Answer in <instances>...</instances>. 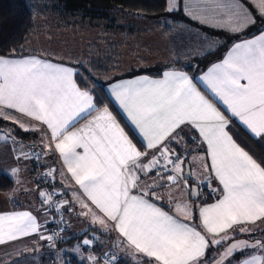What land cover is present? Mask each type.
<instances>
[{
  "label": "snow or ice",
  "instance_id": "snow-or-ice-1",
  "mask_svg": "<svg viewBox=\"0 0 264 264\" xmlns=\"http://www.w3.org/2000/svg\"><path fill=\"white\" fill-rule=\"evenodd\" d=\"M167 3L169 12L181 6L180 0ZM249 3L251 9L241 0H185L183 10L202 24L240 34L258 19L264 24V0ZM78 76L83 79L76 68L38 56L0 55V117L12 119L5 111L11 109L47 126L54 148L46 142L45 150L59 154L75 184L115 222L127 246L154 258L155 264H232L237 253L264 250V239H234L237 226L240 232H250L246 224L264 221V162H258L229 132L233 117L264 142V30L234 43L221 62L195 78L171 69L159 79L141 76L111 84L108 94L140 137L143 150L108 107L97 106L94 89H82L77 84ZM217 102L230 116L217 107ZM82 120L87 123L76 127ZM16 123L24 131L30 130L25 123ZM184 127L195 130L206 145L208 162L203 164V178L185 172L184 157L169 147L179 144ZM31 130H36L35 126ZM150 151L154 154L149 157ZM42 155L21 152V158L40 159ZM18 171L13 169V175ZM55 172L53 168L44 175L55 183ZM149 173L164 183H143L141 177ZM194 177L198 187L190 189L193 198L202 195L199 186L211 187L213 180L221 187H211V191L219 192L220 198L195 206L188 201L177 203L174 208L178 215L154 202L163 199L158 189L165 184L182 182L189 189L188 179ZM63 194L55 188L39 193L42 203L51 204V210L57 212L69 203L54 201ZM72 195L87 210L84 215L91 212L78 193ZM171 202L169 195L167 203ZM194 212L198 224L185 222ZM92 218L107 229L106 221L95 212ZM40 228L30 211L0 214V245L37 234ZM40 239L53 241L54 236L41 234ZM82 243L91 246L93 240ZM220 247L223 251L217 257L214 253ZM109 259L115 264L114 257ZM239 264H264V254L242 258Z\"/></svg>",
  "mask_w": 264,
  "mask_h": 264
},
{
  "label": "crops",
  "instance_id": "crops-1",
  "mask_svg": "<svg viewBox=\"0 0 264 264\" xmlns=\"http://www.w3.org/2000/svg\"><path fill=\"white\" fill-rule=\"evenodd\" d=\"M241 2L251 9V4L249 3V0H241ZM184 3H185V0H180V5H181L180 8L182 10H183ZM167 6H168V3H167ZM188 17L191 18L190 16ZM193 20L197 21L195 19ZM202 25L212 28L215 31L232 34L220 28H213L206 24H202ZM260 32H258L255 35H251V36H239L231 40L229 45L223 50V53L219 55L218 57L213 58L210 62H208L206 65V68L202 70L201 72L194 73V74L189 73L186 70H184L180 65H178L177 64L178 62L165 63L167 67L165 68L164 71L171 70V69L182 70V71L187 72L189 76H192L193 78H195L198 75H202L206 73L208 68L211 67L214 63L221 62L225 58L227 53L230 51L234 43L239 42L242 39H251L254 36L260 34ZM143 34L145 35L147 33L144 32L143 30ZM139 40L141 41L142 37ZM29 50L31 51L38 50L39 53L29 52L25 55H16L12 57L20 58V57H27V56H38L52 63L62 64L64 66H70V67L75 68L72 65V63H74L73 61L51 57L36 48H31ZM142 61L145 65L149 64V62L146 59ZM158 61L159 62L157 64H162L161 60H158ZM162 75L163 74H161L160 76H152V75L141 74V75H136L133 77L118 78L114 80L113 82L108 83L105 89L107 91L108 87L115 82L135 79L141 76H148L153 79H159V78H162ZM194 82L197 83V87L202 92H204L205 95H207L205 93L206 89L204 88V86L198 81H196L195 79H194ZM202 87L205 91L201 89ZM209 95L211 97L210 93ZM112 100L114 101L113 98ZM217 104L219 103L217 102ZM219 105L223 108V110L221 109L220 110L223 111L226 116H230V114L225 110L224 106H222L221 104ZM103 107H106V106H103ZM5 111L12 117V119H4L3 117H0V119H2L3 121L8 122V126L6 125L4 127V125H0V136L5 137V139L0 140V174H4L8 176L10 179H12L14 182V186L6 190L0 189V214L19 212V211H30L34 216H36L38 223L39 221L41 222L40 224L41 228H40V232L37 234H32L26 237L19 238L15 241L0 245V264H52V263L54 264H72V263L74 264H95V261L89 259V257H92V256H90V254L86 252L85 245H83L82 241L84 239H93L95 240V244L98 245L100 243L99 239L101 240L102 236L105 235V237H107V241H106L104 248H106L109 245V238L113 234L115 235L116 240H115V243L112 244L111 248L113 249V253L117 257V260L120 264H155L154 258H149V257L144 256L141 253H136L133 248L126 245L123 238L120 236L118 231L115 229V222L110 221L100 209H98L94 204H92L91 201H89L88 198L82 193L79 186L75 184V181L72 179L71 175L67 173L66 167L64 166L59 154L54 150L53 151L45 150L44 144L46 142L53 144V148H54V142H52L51 140L50 130L47 129V126L41 122L35 121L32 118L27 117L26 115L22 113L16 112L15 110L6 109ZM230 119L236 120L249 133V131L236 118L230 117ZM12 120H18L20 122L25 123V125L30 128V130L27 132L34 133L33 137L29 140H25V139L23 140L21 138L20 132L14 133L10 127V124H11L10 121ZM84 123H87V121L82 120L79 124L76 125V127H81ZM17 126L19 127V125ZM32 126H35L36 130H31ZM183 130L184 132L192 133V135H194L192 144L187 145V146L193 147L191 150L195 149L191 153V155H194V154L197 156L201 155L202 157L205 158L203 160L204 163H207L208 160H207V153H206V145L201 143V140L198 137V133L195 130L191 129L190 127H184ZM19 131H24V130L19 127ZM229 132L233 136V138L237 141V143H239L242 147L245 148V150H247L246 148L247 140L244 137H241L239 135L237 138L230 129H229ZM184 144H185L184 136H180L179 144L171 143L169 144V147L173 149L177 154H179L181 153V150L179 151L178 149H183V146H185ZM175 147H178V148H175ZM36 151L39 153H43L42 155L43 163L39 164L43 170V173L53 168L56 169V172H55V175L57 177L56 184L58 185V186L55 185L56 187L53 186V184L47 185L45 188L40 189V192L42 191L51 192L53 188L58 189L60 191H64L63 197L60 196V198L61 200H67L69 202L68 205L64 207V214H65L66 219L68 220L69 227H68V230L64 233L63 237L61 238V241L55 247H52L49 244V241L40 239L41 234L45 236L49 235V231L46 228L47 225L45 227L43 226L46 222L48 223V221L51 220L54 215L53 210H51V204H47V205L43 204L41 199L39 198L37 207H35L32 203H28V205L25 204V206H23L21 203L17 202V198H13L12 196L9 195V193H11V191H13L16 186V181L13 178L14 176H13L12 170L18 169L19 171L17 173L24 174L25 177H27L28 172L32 173L35 170V166H37L39 160L41 159V158L36 159L33 156L32 158H21V152H24L27 154H33ZM153 154L154 152L150 151L149 157ZM180 155L184 157L182 153ZM52 158L54 162L52 161ZM185 158H188V161L190 162L191 172L194 173L196 177L203 178V175H204L203 172L201 173V176L200 174L199 175L196 174L195 172L196 162H194V160L192 159V156L190 155L189 157L188 156L184 157V164H183L184 170H185ZM197 161H199V157L197 158ZM62 172H63V175H61ZM31 177H32V174H31ZM147 178L151 182H153L154 180L157 181L156 177L152 173H149L147 177H141L142 182L146 184ZM194 180H195V177L192 180L188 179L189 189H185L183 186V183L181 182L180 191L178 193L179 197H181V200H182L181 203L188 201V202H192L194 206L202 205V204H196L195 199H193L192 196L190 195V189L192 188V185L196 184ZM39 184H42V183L40 182ZM34 185L35 183L32 180L31 186H34ZM167 185L168 184H165L164 187L158 189V192L163 193V198H166V199H167L169 191L172 193L176 192L175 191L176 189L174 187H171V189L170 188L167 189ZM211 187H221V186L218 185V182L213 180ZM73 192L78 193L80 197L86 203L89 204V208L91 209V212H89V215L87 217L88 219H90V221H88L87 218H86V221L80 220L81 217L77 213V209L82 208V207H80L79 204L75 202L74 197L72 195ZM220 195L221 194L219 193V196L217 199L220 198ZM175 198L177 199V197ZM216 200L210 203H206V204L214 203L216 202ZM154 202H157L160 206L164 207L165 211L171 210V214L178 215V213H176L174 208L167 205L165 201L160 200V201H154ZM92 212H95L98 217L106 221V224L108 225L107 229L103 228L104 226L100 225L98 221L93 222ZM40 215H45V216H43V219H40ZM181 219H184V218L181 216ZM185 222L193 223V217L189 220H186ZM84 226H87V227H84ZM245 227L254 231V230H257L259 227L260 228L264 227V221H257L254 224L249 223V224H246ZM238 229H239V226L236 227V230L234 232L236 234V235L234 234V239L235 240H249L247 239V234L249 232H240ZM88 230H89V233L82 237V234ZM28 253L29 255L27 256ZM262 253L264 254V251H252L251 250V251H248L247 254L243 256L242 258H246L250 255L262 254ZM143 259H147V261L149 262H146ZM234 264H239V260L235 262Z\"/></svg>",
  "mask_w": 264,
  "mask_h": 264
},
{
  "label": "trees",
  "instance_id": "trees-1",
  "mask_svg": "<svg viewBox=\"0 0 264 264\" xmlns=\"http://www.w3.org/2000/svg\"><path fill=\"white\" fill-rule=\"evenodd\" d=\"M40 6L53 7L58 11H82L84 12V15L86 17L91 16L96 18H103L105 17V15L113 14L120 16L121 11H126L132 14H139L157 18L158 21H156L155 24L165 34L174 33L177 29L186 24H193L207 31L213 36H224L225 38H228L226 44L224 46H220L214 52H211L197 60L177 63L184 70L192 74L204 70L207 63L210 62L213 58L221 55L223 53V50L234 38H237L239 36L255 35L264 29V24L260 23L258 19L256 25L240 34H227L220 31H215L214 29L204 26L199 22L189 18L181 8L173 12L167 11V0H0V55L16 56L25 55L29 52L39 53L38 50H29L28 45L41 29V25H39L37 23V20L35 19V9ZM160 18H162L163 20H159ZM113 22V25L110 26V39L102 44H91L89 52L84 57V60L79 63H72V65L80 72L81 76L83 77V79H81L79 76L76 78L77 84L82 89H94L93 95L95 97L97 106L108 107L113 115L116 116L121 126L128 133L129 137L133 140L134 143L137 144V147L143 150V146L141 144L139 136L135 133L118 106L108 95L105 87L108 83L113 82L118 78L133 77L141 74L160 76L161 74H163L167 65L157 64L153 67H148V65H146L144 68L138 70L123 71V49L126 40L128 41L129 39L128 30L130 31L132 29L130 28V26L126 29H123L118 23H116L118 21L114 20ZM113 26L115 28L120 27L119 30H121V32L116 34L114 31H112V29H114ZM201 89H203V87ZM205 93L210 97L208 92L205 91ZM217 105L221 110H223V108L219 104ZM229 129L237 138L238 135L244 137L247 140L246 148L250 152V154L253 155V157H255L259 162H264L263 142L252 137L234 119H231V125ZM19 132L23 140H29L34 135V133L32 132ZM181 136H184V145L192 144L194 136L192 135V133H187L183 130L181 132ZM178 150L180 151L181 149ZM194 150L195 149L191 150L190 152H193ZM52 161L54 162L53 158ZM186 161H188V158H185V162ZM56 182L57 179H55V183H52L53 186H58ZM13 186L14 182L12 179L4 174H0V189L6 190L10 189ZM200 188L202 191V195L195 200L196 204H206L213 202L219 196L218 192L214 193L211 191V187H204L203 185H201ZM62 192L64 193V191ZM193 223L198 224V216L195 212L193 216ZM88 233L89 230L84 232L82 234V237L87 235ZM101 240L99 239L100 243L98 245H95V248L98 251L104 248L107 237L103 235ZM247 252L248 250H245L242 253H237L232 263L240 260L247 254ZM143 260L149 262L147 261V259Z\"/></svg>",
  "mask_w": 264,
  "mask_h": 264
},
{
  "label": "rangeland",
  "instance_id": "rangeland-1",
  "mask_svg": "<svg viewBox=\"0 0 264 264\" xmlns=\"http://www.w3.org/2000/svg\"><path fill=\"white\" fill-rule=\"evenodd\" d=\"M35 19L37 23L41 25V29L28 45V49L36 48L51 57L70 60L74 63H79L84 60V57L89 52L91 44H102L110 39V26L113 25L114 20L118 21L116 23L123 29L130 26L132 30H128L129 39L128 41L126 40L123 49V71L144 68L146 65L142 60L145 59L149 62L148 67L157 65L159 62L158 60H161L162 64L197 60L216 51L220 46H224L228 40V38H224V36H213L193 24H186L177 29L174 33L165 34L155 26V22L158 21L157 18L132 14L126 11H121L120 16L113 14L105 15L103 18H96L91 16L86 17L82 11H58L53 7L40 6L35 9ZM159 20L163 19L160 18ZM120 27L115 28L113 26L114 29H112V31L117 34L121 32V30H119ZM143 30L147 34L144 35ZM141 37L142 40L140 41L139 39ZM16 121L18 120L10 121V127L14 133L19 132ZM0 125H4V127L6 125L8 126V122L0 119ZM192 148L191 146L185 145L183 149H181V153L184 157H189V155L192 156V159L196 162L195 172L197 175L200 174L201 176L204 161L201 160V155H191L192 152L190 151ZM198 157L199 161H197ZM42 163L43 159L41 158L37 166H35V170L32 173L28 172L27 177L20 173L13 175L14 180H18L19 183L16 182L15 189L11 191V196L17 198V202L21 203L23 206L32 203L37 207L39 198L41 199L39 195L40 189L47 186V184L42 182L44 173L39 165ZM156 179L157 183H164L158 178ZM32 180L35 183L34 186H31ZM40 182L42 184H39ZM149 183L152 182L147 178L146 184ZM180 186L181 183H179V185H167V189H171V187L176 189L175 193L168 192L167 199H162L170 207L174 208L175 204L181 203L182 201L181 197L178 195ZM159 194L163 197V193L159 192ZM169 195L171 196V203H167ZM175 197H177V199ZM86 211L87 210L84 208L77 209V213L81 217L80 220L86 221V218L88 219L87 216L89 212L87 215L83 214ZM43 216L45 215H40V219H43ZM88 221H90V219H88ZM49 222L50 220L48 223L46 222L43 227L48 225ZM39 224H41L40 221ZM247 239H249L247 241L251 242H255L257 239H264V227H259L254 231L251 230L247 234ZM93 241L95 242V240ZM247 250L264 251L254 249ZM222 251V247L217 248L214 254L218 257V254ZM28 255L29 253L27 256Z\"/></svg>",
  "mask_w": 264,
  "mask_h": 264
},
{
  "label": "built area",
  "instance_id": "built-area-1",
  "mask_svg": "<svg viewBox=\"0 0 264 264\" xmlns=\"http://www.w3.org/2000/svg\"><path fill=\"white\" fill-rule=\"evenodd\" d=\"M35 153H39V152L36 151ZM33 157L35 158V156H33ZM46 172H48V170L45 171L44 173H46ZM53 175H54V178L56 179L55 173ZM42 182L44 184L51 185L52 184V177H48V176L43 174ZM204 187H207V186H204ZM56 190L59 192H62L58 189H56ZM60 200H61L60 196L54 197V201H60ZM53 212H54V215H53L52 219L50 220V222L46 228L49 231V235L54 236V240L49 241V244L52 247H55L59 243L61 238L63 237L64 233L68 230L69 223L65 217L64 208L61 209V211H59V212L54 211V210H53ZM114 240H115V235L113 234L109 238V245L100 251H98L95 248L96 244L94 241H93V244L91 246H85L86 252L88 254H90L92 257L96 258L95 264H113V262L109 259V257H114L115 258V264H120L117 260V257L113 253V249L111 248L112 244L114 243ZM52 264H54V263H52Z\"/></svg>",
  "mask_w": 264,
  "mask_h": 264
},
{
  "label": "water",
  "instance_id": "water-1",
  "mask_svg": "<svg viewBox=\"0 0 264 264\" xmlns=\"http://www.w3.org/2000/svg\"><path fill=\"white\" fill-rule=\"evenodd\" d=\"M185 172H189V171H191V165H190V162L189 161H186L185 162V170H184ZM195 187H198V185L197 184H194V185H192V188H195ZM193 198V197H192ZM193 199H197V198H193Z\"/></svg>",
  "mask_w": 264,
  "mask_h": 264
}]
</instances>
